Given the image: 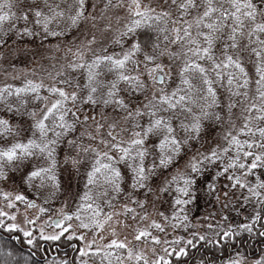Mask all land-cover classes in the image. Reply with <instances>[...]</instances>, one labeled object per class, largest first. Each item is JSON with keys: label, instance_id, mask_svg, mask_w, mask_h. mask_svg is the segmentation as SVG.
I'll return each instance as SVG.
<instances>
[{"label": "snow or ice", "instance_id": "snow-or-ice-1", "mask_svg": "<svg viewBox=\"0 0 264 264\" xmlns=\"http://www.w3.org/2000/svg\"><path fill=\"white\" fill-rule=\"evenodd\" d=\"M37 40L62 62L0 86V230L80 241L44 264H264V0H0V61Z\"/></svg>", "mask_w": 264, "mask_h": 264}, {"label": "rangeland", "instance_id": "rangeland-1", "mask_svg": "<svg viewBox=\"0 0 264 264\" xmlns=\"http://www.w3.org/2000/svg\"><path fill=\"white\" fill-rule=\"evenodd\" d=\"M123 15V13H121ZM51 43H55L52 41ZM29 49L27 53H20L19 55L15 53H10L8 57L4 61H0V84L5 81L13 80L11 79L12 75H15L17 77H20V79L13 80L15 86H20L21 80L24 77L25 74L31 73L34 70L37 73L36 77H33L34 79H39L40 75H46L42 71L43 69H51L53 64H59L62 61L59 59H49V57H61L63 53H57L55 51H49L50 44H45L43 46L40 45L39 40H37L35 43L26 45ZM2 54V53H0ZM6 190L14 191V193H21L23 192L25 195H27L30 199L33 198L32 193L30 191H27L23 185L20 184L19 176L15 177V179L10 182L9 184H6L3 186ZM76 188V183L73 181V189ZM2 206V204H0ZM60 205L56 204L53 207L58 208ZM30 215L34 216L36 213H29ZM43 221H41L42 223ZM19 223L23 227V216L20 217ZM37 231L34 233L33 239L37 238L39 239V225L36 226ZM51 231V230H50ZM8 236H12V234L7 233ZM19 236H22L24 239V242L27 243L26 238L23 236V233H17ZM91 237H89L90 239ZM42 243L45 242L44 240L39 239ZM66 240V238H65ZM48 242V241H46ZM99 242V241H98ZM41 245V244H40ZM79 246H81L79 241ZM77 246V247H79Z\"/></svg>", "mask_w": 264, "mask_h": 264}, {"label": "trees", "instance_id": "trees-1", "mask_svg": "<svg viewBox=\"0 0 264 264\" xmlns=\"http://www.w3.org/2000/svg\"><path fill=\"white\" fill-rule=\"evenodd\" d=\"M22 83V80L20 81ZM6 83H11L15 86L13 80L10 81H5L2 82V84H0V86H3ZM21 85V84H20ZM4 233L2 230H0V242L3 241H7L6 243V248H11L13 249L18 255H30L31 252L35 251L37 252V256L34 257L33 259L39 260L40 264H44V258L43 255L41 254V241L37 238H35L34 240H36L37 244L35 248H32L31 246H29L26 242H24V239L22 236H19V238L13 239V238H9L6 237L4 235ZM48 243L50 244H54V243H58L60 245V247H64V249H60L57 250L58 254H57V258L59 259H67L69 261H72L74 259V257L77 255L76 251H75V247L74 246H79V241H68L67 239L65 240V238H62L61 241L59 242H52V241H48ZM68 246L71 247L70 250H68ZM245 249L248 251V254L253 257V258H258L259 255L261 254V251L264 250V245L259 244V242H257L256 245H254L252 248H248L247 245H245ZM197 255H199V253H197ZM207 255L211 256V253H207ZM46 258H51L50 257H46Z\"/></svg>", "mask_w": 264, "mask_h": 264}, {"label": "flooded vegetation", "instance_id": "flooded-vegetation-1", "mask_svg": "<svg viewBox=\"0 0 264 264\" xmlns=\"http://www.w3.org/2000/svg\"><path fill=\"white\" fill-rule=\"evenodd\" d=\"M4 235L6 237H9V238H13L14 234H12V236H8L7 233H4ZM41 254L43 255V258L46 259V257H54L55 253L58 254V251L57 250H62L64 249V247H60V245L58 243H54V244H50L48 242H43L41 243ZM71 247L68 246V250H70ZM56 256V255H55Z\"/></svg>", "mask_w": 264, "mask_h": 264}, {"label": "water", "instance_id": "water-1", "mask_svg": "<svg viewBox=\"0 0 264 264\" xmlns=\"http://www.w3.org/2000/svg\"><path fill=\"white\" fill-rule=\"evenodd\" d=\"M17 237V236H16Z\"/></svg>", "mask_w": 264, "mask_h": 264}]
</instances>
